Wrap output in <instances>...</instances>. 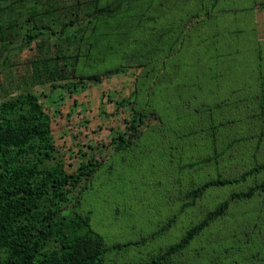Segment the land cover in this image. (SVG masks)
<instances>
[{
  "label": "trees",
  "instance_id": "16d2710c",
  "mask_svg": "<svg viewBox=\"0 0 264 264\" xmlns=\"http://www.w3.org/2000/svg\"><path fill=\"white\" fill-rule=\"evenodd\" d=\"M220 1L210 0L207 21L169 42L168 60H163L162 65L158 47L141 63L145 71L139 77L136 91L118 105L119 109L131 105L132 111L125 119V130L113 129L110 145L114 153L133 149L141 138L142 127H147L150 119L162 121L163 126L152 129L159 133L161 128L163 134L171 127L177 131L184 120H191L189 127L193 126L196 118L207 120L213 129L220 124L224 126V122H214L220 118L215 110L222 107L216 101L219 93L224 95L222 100L231 98L230 104L226 100L225 118L233 115L234 99L241 103L239 100L244 95L252 93L264 118V38L255 20V10L258 5H264V0H230L232 11L237 9L241 15L228 24L225 22L228 11H224L229 1ZM129 4L130 0L106 3L103 0H0V53L11 49L22 51L33 42L44 47L41 56L31 59L21 92L7 93L0 101V264H105L108 253L146 246L163 237L176 221L177 215H173L147 237L108 246L103 235L92 227L91 212L82 214L72 208L90 189L105 161L99 157L97 148H93L86 160L69 170L54 138L53 116L33 90L35 86L49 84L51 91L45 96L49 97L51 106L60 105L67 94L74 95L90 82L97 84L104 77L126 73L124 63L112 58L101 63L98 59L103 38L117 34L126 18L125 11L131 10ZM182 37L184 49L176 52V43L183 45ZM107 50L105 47L104 51ZM130 58L140 57L131 54ZM82 59L84 64L79 68ZM156 66L166 67L171 86L164 81L163 89L159 87L163 78L154 75ZM88 67L95 71L84 70ZM69 70L73 72L70 77ZM174 70H178L177 82ZM183 84L188 89L183 90ZM142 98L148 99V106L141 103ZM167 117L168 123L164 119ZM218 155L215 152L202 162L217 160ZM261 173H264V155L260 162L237 176L219 175L187 191L184 196L188 201L179 212L193 206L208 189L244 183ZM261 194H264V178L244 190L231 192L188 227L176 242L143 264H172V258L227 215L233 203L249 201Z\"/></svg>",
  "mask_w": 264,
  "mask_h": 264
},
{
  "label": "rangeland",
  "instance_id": "374dc122",
  "mask_svg": "<svg viewBox=\"0 0 264 264\" xmlns=\"http://www.w3.org/2000/svg\"><path fill=\"white\" fill-rule=\"evenodd\" d=\"M110 1L103 0L104 3ZM227 1L228 9L224 12L228 13L224 19L228 24L232 20L237 21L241 13L237 9L233 12L230 0ZM129 5L131 10L125 11L126 18L122 20L123 26L118 27L117 34L103 38L98 59L101 63L109 58L124 63L127 65L126 73L104 77L101 83L90 82L85 89L74 95L67 94L60 105L54 106L50 105L49 97L45 96V93L51 91L49 84L33 88L53 116L54 138L65 155L67 168L71 171L75 169L82 160L89 157L93 148H97L99 157L105 161V166L95 174L90 189L81 195L79 203L72 208L82 214L91 212L92 227L103 235L108 246L115 242L147 237L171 216L177 215L175 223L163 237L146 246L130 247L124 252H110L105 257V264L148 262L153 255L176 242L188 227L198 222L231 192L244 190L264 178V173H261L249 177L244 183L208 189L193 206L179 212L182 204L188 201L184 196L187 191L219 175L237 176L254 163L260 162L264 155V118L254 97L255 93L244 95L239 100L241 103L234 99L235 110L227 118L223 114L231 98L222 100L224 95L219 93L216 101L222 107L215 110L220 113V118L214 122H224L225 125L220 124L217 129L210 127L211 123L207 120L196 118L193 126L189 127L191 120H184L177 131L171 127L163 134L161 128L159 133L152 129L157 125L163 126L162 121L150 119L148 126L142 127L141 138L133 149L119 153L111 150L113 129L125 130V119L130 117L132 111L131 105L119 109V102L136 91L139 77L145 71V65L141 63L149 59L148 55L155 53V47L159 50L160 65L163 60H168L166 53L170 51L166 48L169 42L179 35H187L198 23L207 21L211 2L130 0ZM255 20L260 36L264 38V5L256 8ZM182 39L183 45L177 42L174 51L184 49L185 40ZM105 47L107 52L104 51ZM43 53L42 43L34 42L22 51L11 49L0 53V101L6 98L7 93L15 95L21 92L25 87L23 78L30 71L31 59ZM93 53L96 54V51ZM131 54L140 58L132 60ZM83 64L84 59L78 67L82 68ZM84 70L95 71L90 67ZM177 71L173 73L176 82L179 76ZM67 74L72 76V70ZM154 75L163 78L159 85L162 89L163 82L168 84L171 80L164 66H156ZM168 85L171 86L170 83ZM181 87L183 90L188 89L184 84ZM226 100H229L228 104ZM141 103L148 106L149 101L142 98ZM168 117L167 120L164 118L167 123ZM239 137L245 138L237 140ZM215 152L219 154L217 160L202 162ZM211 262L264 264V194L249 201L233 203L227 215L211 224L187 249L171 260L172 264Z\"/></svg>",
  "mask_w": 264,
  "mask_h": 264
}]
</instances>
